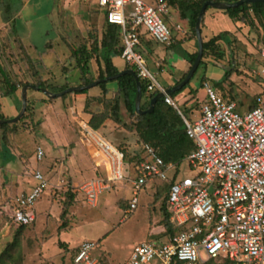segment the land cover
Returning <instances> with one entry per match:
<instances>
[{
	"label": "rangeland",
	"instance_id": "1",
	"mask_svg": "<svg viewBox=\"0 0 264 264\" xmlns=\"http://www.w3.org/2000/svg\"><path fill=\"white\" fill-rule=\"evenodd\" d=\"M143 1L154 4V0ZM17 2L21 5L20 15L14 25L5 28L10 34L14 32V36L12 40L0 37V65L15 82L33 85L41 80L47 85L43 88L59 92L54 90L70 82L67 79L72 75L65 77L69 70L80 66L74 50L82 46L90 49L92 37L100 39L105 22L102 9L91 0H15ZM58 2L63 3L60 8ZM166 4L167 11L160 16L169 24L178 19V13L168 0ZM126 7L131 8L130 4ZM210 10L213 8L207 9L205 18ZM228 20L217 21L214 27L222 29L229 23L227 27L233 31L226 45V70L232 72L220 87L213 88L234 100L237 111L242 112L253 104L254 96L263 89L264 78L259 72L264 66L261 54L264 20L253 25L243 21L248 26L243 30L236 28L232 19ZM222 37L226 39L225 34ZM44 48L52 49L50 56L53 60L46 61V68H42L38 61V51ZM92 62L94 64V60ZM89 63L90 59L88 67ZM22 86L14 97L2 95L0 88V113L6 119L15 116L21 107ZM27 90L29 110L24 111L23 119L15 121L14 126L9 122L7 128L0 127V206L30 189L33 184L31 175L36 169L49 183L34 201V220L20 234L21 264H69L76 252L75 247L83 240L97 242L91 252L94 264H130L128 257L135 244L144 240H166L161 184L147 180L137 193L136 208L130 213L124 211L133 195L131 180L135 178L133 160L129 159L139 151V144L132 117L123 104H120V124L113 126L109 122V127L97 130L127 154L123 178L113 182L107 178L103 166H96L94 143L80 133L83 114L71 116V104L65 100L68 95L47 96L34 85ZM98 98L91 97L88 102L94 101L102 107L103 102H98ZM145 104L143 102V107ZM13 105L17 107V112L13 111L15 114L10 113L9 106ZM179 108L182 116L189 118L184 108ZM2 139L6 142V150L1 148ZM37 146L43 150L41 160L35 158ZM5 155H8L6 161L3 160ZM179 174L193 175L186 161L180 163ZM92 182L101 186L94 205L85 191V186ZM15 229L9 218L0 213V251L11 241ZM204 264L235 263L217 257Z\"/></svg>",
	"mask_w": 264,
	"mask_h": 264
},
{
	"label": "built area",
	"instance_id": "2",
	"mask_svg": "<svg viewBox=\"0 0 264 264\" xmlns=\"http://www.w3.org/2000/svg\"><path fill=\"white\" fill-rule=\"evenodd\" d=\"M93 1L108 23L119 25L120 56L134 68L138 79L145 81L146 92L162 91L138 51L137 29L143 25L156 40L169 43L172 27L160 16L167 11L166 0H154V4L143 0ZM173 27L180 29L177 23ZM261 50L264 58V48ZM259 75L264 78V66ZM203 87L205 100L194 120L182 116L172 99L167 94L163 96L182 116L185 133L193 143L182 160L193 175H180V164L164 162L154 147L141 144L143 154L132 166L133 196L125 213L136 208L137 193L147 180L167 182L166 207L173 230L164 241L135 244L128 258L130 264H197L217 257L235 264H264V84L255 96V105L242 112L237 111L234 100L208 84ZM79 126L82 136L94 143L96 166L105 168L109 180H121L123 152L87 121ZM42 156L43 150L37 146L36 160ZM31 177L33 184L29 190L0 206V213L15 227L27 226L34 220V201L49 185L37 169ZM85 191L94 205L101 186L88 183ZM95 247L94 241H81L69 264H94L91 252Z\"/></svg>",
	"mask_w": 264,
	"mask_h": 264
},
{
	"label": "trees",
	"instance_id": "3",
	"mask_svg": "<svg viewBox=\"0 0 264 264\" xmlns=\"http://www.w3.org/2000/svg\"><path fill=\"white\" fill-rule=\"evenodd\" d=\"M206 0H194L188 2L187 0H168V3L171 6H174L177 9L178 17L181 20H186L189 30L192 35H195L194 30V22L200 6ZM209 1H225V2H234L236 0H209ZM209 8L206 6L205 11ZM230 18L238 19L241 21L247 22L249 25H253L254 22H262L264 20V1H256L251 3H242L235 7H230L225 10ZM204 15V14H203ZM104 30L100 39L98 40L96 37H92L91 39V48L87 49L86 46H82L79 49L74 50V55L76 56V62L80 65V70L83 74L88 72L87 62L88 60L95 56L98 71L97 77L103 78L105 76L114 75L118 72V70L111 63V56L113 54H119L122 50V46L120 45V28L117 24L108 23L106 18L104 17ZM203 24V17L201 20V25ZM138 35H140L139 30L137 29ZM226 34L223 32L222 34H217L215 36L210 37L208 40L202 41V55L201 59L196 67L195 71L191 78L201 70H204V62L202 58L207 55H212L216 59H220L222 57V53L219 52L217 48L216 41L222 37V35ZM196 52L187 56V61L191 65L195 59ZM128 68V66H126ZM131 68V67H130ZM232 71H225L224 78H228ZM186 73H183L179 79L176 80V84L179 83L185 76ZM94 78L86 77L81 83L87 84L91 82ZM205 78L203 75L200 77V82ZM112 81L117 83V91L115 95L106 99L104 97L106 93L105 82H99L101 87L102 95L98 98V102L102 101V107L100 106L98 109L91 111V116L88 119L87 123L94 129L98 130L106 120H113V122L120 124V104H123L126 112L132 117L133 120V129L137 133L138 136V144L139 151L134 154L133 157L129 159V161L133 160V165L138 162L142 158L141 144L148 143L158 152L159 156L163 159L164 162H172L176 165L180 164L182 160L185 158L186 154L193 148V143L191 139H189L185 133V125L178 114V112L169 104H167L163 97H160L156 100L153 105V109L150 112H143L141 114H137L134 110V99L136 94V80L134 76L130 73H123L116 78H113ZM140 82V90H141V99L145 102V106L143 107V102L140 105V109L144 110L148 108L150 99L154 96V94H147L146 92V83L145 81L139 79ZM189 82V81H188ZM188 82L183 85L180 89L170 93L169 96L174 95L180 92L184 87L188 85ZM27 83V82H26ZM25 84V83H24ZM201 84V83H200ZM221 83H218L220 85ZM20 82H15L11 80L8 74L5 71V68L0 65V88L2 91V95L5 96H13L15 92L18 90L20 86ZM35 89H39L40 87H46L43 81L38 80L33 83ZM66 87V85L59 86L54 91H61ZM86 89H83L79 92H86ZM262 91V90H261ZM99 96H96L97 98ZM91 98V97H90ZM88 98L86 100V108L88 106ZM94 98V97H93ZM101 102V103H102ZM255 105V96L253 99V104L249 107H253ZM20 106V102L18 103ZM17 108V107H16ZM14 107L15 111L17 112ZM29 110V104L26 105V110ZM15 114V113H13ZM0 119H5V116L0 113ZM23 117L19 120L21 121ZM16 122H12L11 124L14 126ZM23 123V122H22ZM8 123L1 122L0 127L7 128ZM25 125V124H22ZM6 150V142L2 139L1 148ZM119 148V147H118ZM123 152L124 160L127 159V154L123 150V148H119ZM8 155L3 156V160L6 161ZM128 161V159H127ZM125 162V161H124ZM132 165V166H133ZM157 182V181H155ZM159 183V182H157ZM160 184V183H159ZM161 192L163 195V199L165 201L164 205V225H165V233L168 235L171 234L173 230L172 223L169 220L170 213L166 207V196L168 193L169 184L164 182L161 184ZM70 197H72L70 195ZM25 226L16 227L13 237L10 242L0 251V264H21L22 256L19 252V238L22 232V229ZM97 243V242H96ZM76 249V248H75ZM76 251V250H75ZM207 261V260H206ZM204 261V262H206ZM204 262L197 264H204Z\"/></svg>",
	"mask_w": 264,
	"mask_h": 264
},
{
	"label": "crops",
	"instance_id": "4",
	"mask_svg": "<svg viewBox=\"0 0 264 264\" xmlns=\"http://www.w3.org/2000/svg\"><path fill=\"white\" fill-rule=\"evenodd\" d=\"M91 1L93 2V0ZM62 4H63L62 2H58L57 6L60 8ZM20 6H21L20 3L19 2L15 3V0H0V37L6 36L12 40L14 36L13 34L14 32H11L10 34L7 31H5V28H6V25H11V26L14 25L16 18L19 17L20 15V11H19ZM210 7L211 6H209V8ZM212 8L213 10H210L207 18H205V13L207 10L204 12V15H203V24L200 25L202 41L208 40L210 37L215 36L217 34H222L223 32H226L225 34L226 39L221 37L216 41L217 48L219 49V52L223 53V56L220 59H216L212 55H207L204 58H202L205 64L204 65L205 68L203 72L199 70L194 75L193 78L189 79L188 85L184 87L180 92L174 95H171V96H169L170 93L167 94L172 99V101L174 102V104L177 106L179 110H180L179 106H182L184 108V111L189 116V118H187L188 120H194L199 115L200 104L201 102L205 100V90L203 87L204 84H208L212 87L213 86L220 87L222 82L225 80L224 73L225 71H227L226 61H227L228 55L226 54L228 52L227 50L228 48L226 47V45L230 42V36H231L230 34L233 31L229 29V27H227L229 23L226 24L222 29H217V30L214 27L215 26L214 23L217 21L218 22L225 21V20L229 21L228 19L230 17L223 9H218L214 7ZM103 13L104 12L102 11V15H104ZM230 19L233 20L232 21L233 24L238 29L243 30L245 27H248L241 20L233 19V18H230ZM176 23L179 24L180 29H175L173 27L174 24ZM168 25L172 27L171 41L169 43H163V42L156 40L153 36H151L149 31L143 25H140L138 28L139 33H140L138 51L142 53V55L144 56L145 64L147 68L154 75L160 87L163 89L162 91L174 86L176 84L175 83L176 80L179 79L183 73H187L190 67L189 62L187 61V56L192 53L197 52L196 37L195 35H192L191 31L189 30L186 20H181L178 17V19L171 21ZM120 45L122 46L121 33H120ZM51 52H52V49H48V48H44L38 51V61L42 64L41 66L42 68H46V64H45L46 61H48L49 59L51 61L53 60L52 57L50 56ZM55 58H58V57H55ZM92 60H94V64ZM111 63L118 70V72L125 70V69H132L134 71V68L131 65L127 64L121 58L120 53L113 54L111 56ZM126 66H128V68H126ZM76 67L70 69L68 72V75H65V77L72 75V77L67 79V81H70V82L67 83L65 88L84 85L81 83V81L84 78L89 77V76L91 78H94L91 82L97 81V83L87 88H84L87 90L86 92H79L83 90L81 89V90H76V91H68L64 93L68 95L65 98V100H67L68 103L71 104L69 110H70L72 117H74L73 115H76V113L80 114L81 112L83 115H82V118H80L81 119L80 121L82 120L88 121V119L91 116L90 114L91 111L98 109L99 105H96V103L92 101L88 103V106L86 108L85 103H86V100L90 97H96V96L100 97L102 95L101 93L102 90L99 85V82L107 81L105 82V85H104L107 90L104 95L106 99H110L115 95L117 91V83L115 81H112V79L103 80L104 77L96 79L98 65H97L95 56L92 59L90 58L88 72L86 74H83L81 72L79 66H76ZM201 75H203L205 79L200 82ZM65 77L63 76L62 78L66 82ZM218 83H221V84L218 85ZM28 91L29 90H27V93ZM162 91L157 90L153 94L155 95L156 93L162 92ZM216 91L218 92L217 89ZM221 95L223 96V94ZM57 96H61V95H57ZM224 97H227V96H224ZM142 102L143 100L140 98V104H142ZM9 108H10V113H13V111L15 110L14 105L11 107L9 106ZM247 109L248 108L244 109L243 111ZM109 122L113 126H116L115 122L108 119L104 122V124L99 129H105L104 127H109V124H110ZM155 181L159 182L160 184L164 183L163 181H160V180H153L152 182H155ZM78 245L79 244H77V246ZM77 246L75 248H77Z\"/></svg>",
	"mask_w": 264,
	"mask_h": 264
},
{
	"label": "water",
	"instance_id": "5",
	"mask_svg": "<svg viewBox=\"0 0 264 264\" xmlns=\"http://www.w3.org/2000/svg\"><path fill=\"white\" fill-rule=\"evenodd\" d=\"M256 1H264V0H236L234 2L209 1V0L204 1L202 3V5L200 6V9L198 11V14H197L195 22H194L195 37H196V41H197V52H196V56H195V59H194L193 63L190 65L189 70L187 71L186 75L184 76V78L179 83L175 84L174 86H172V87H170L168 89H165L162 92L156 93L150 99L148 108H146L144 110L140 109V98H141L140 82H139L138 77L136 76V74L134 73V71L132 69H125V70H122V71H120V72H118V73H116L114 75L106 76V77L103 78V80L116 78V77H118L119 75H121L123 73L132 74L134 76L135 80H136V94H135V99H134V110H135V112L137 114H141L143 112H150L153 109V105H154V103L156 102V100L158 98L162 97L165 94H169V93H171L173 91H176L179 88H181L183 85H185L189 81L191 76L193 75V72L195 71L196 67L198 66V63H199V61L201 59L202 50H203L202 36H201V32H200V25H201V20H202L203 14L205 12L206 6H211V7H214V8L226 10L227 8L235 7V6H237L239 4H242L244 2L245 3H251V2H256ZM96 83H97V81H94V82H91V83H88V84H84V85H80V86H73V87L65 88L64 90L59 91V92H51L48 89L43 88V87H40L39 89L44 94H46L47 96H57V95H62L64 93L68 92V91L81 90V89L87 88V87H89V86H91L93 84H96ZM29 87H33V85L24 84L21 87V107H20L18 113L15 116L11 117V118L0 119V123L1 122H5V123L15 122V121H17V120H19L21 118V116L24 113L25 108H26V92H27V89Z\"/></svg>",
	"mask_w": 264,
	"mask_h": 264
}]
</instances>
